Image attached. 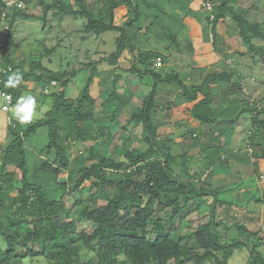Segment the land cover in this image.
<instances>
[{
	"label": "trees",
	"instance_id": "obj_1",
	"mask_svg": "<svg viewBox=\"0 0 264 264\" xmlns=\"http://www.w3.org/2000/svg\"><path fill=\"white\" fill-rule=\"evenodd\" d=\"M9 1L0 0V26L4 23L9 26L8 34L3 36V67L12 68L0 75L2 91L11 95V104H16L25 83L30 80L46 85L56 82L60 91L50 94L54 105L44 118L26 126L13 123L9 128L13 140L0 165V237L7 245L5 250H0V264H18L28 258H42L49 264H229L235 254L244 249L248 257L246 264H264V253L260 250L264 245V230H250L234 216L233 223L227 221L222 210H231L237 203L220 199L223 189H212L209 183L201 181L200 175L194 178L187 173L186 167L180 164L185 156L173 154L170 138L160 133L153 116L159 87L175 85L182 89L184 98L194 104L192 117L202 126L215 129L204 134L211 136L212 142L202 154L203 170L224 162L221 136L217 132L234 127L244 115L250 116L252 124L244 140L248 150L253 151L250 158L257 150L264 153V101L262 105L261 101H251L243 76L226 71L208 74L198 83L189 85L181 79L179 70L164 71L174 56L183 58L189 54L193 59L195 48L184 37L185 26L174 32L166 25V18L174 23L179 20L168 15L161 0H94L93 4L90 0H41L39 12L33 11L37 0H23L22 6L12 7H8ZM240 1L212 0V16L207 20L214 30L217 23L230 19L239 27L246 54L262 55L264 48L254 41H264V23L249 20L253 7L243 9ZM123 6L128 9L127 19L118 25L116 12ZM50 12L60 22L66 18L86 19L80 32L88 37L116 33V50L97 61L83 63L82 68L72 72L52 70L31 55L30 67L26 70L25 60L19 62L16 58L19 49L14 36L16 23L20 20L48 22ZM143 23L147 24L149 32L155 24L162 28L164 36L158 37L171 43L168 54L142 49ZM44 47L45 53L40 55L50 56L53 50ZM173 50L176 54L171 53ZM102 64H108L113 70L101 72ZM86 70L90 71L87 83L80 98L71 103L67 90L79 72ZM13 73L22 79L16 88H6L4 82ZM102 74L110 75L109 89L101 92L102 107L116 102L112 123L117 121L124 105L119 83L135 77L141 79L144 75L150 76L153 82L141 106L133 110L122 126L121 143L113 152H109L108 146L114 141V134L109 127L97 123V101L92 95V86ZM216 82L228 83L236 97L215 95L220 92L211 86ZM226 99L227 110L219 113L215 107L224 105ZM130 125L134 129L141 128L137 145L134 135L128 131ZM42 128L49 130V142L42 154L53 153L54 158L36 169L54 181L53 192L46 190L41 182L32 181L28 168L26 140ZM190 135L198 144L202 143L201 137ZM76 143L91 147L87 154L81 151L70 161L64 154ZM179 167L181 174L177 172ZM17 171L22 174L21 180L17 179ZM63 173L67 174V181L59 182ZM88 182L90 186L86 187ZM109 186L117 187L116 196L109 195L106 190ZM95 189L105 204L79 209L77 221L64 199L72 196L79 205L84 192ZM208 198H213L209 204L210 215L203 217L191 233L182 234L186 211L194 203L199 206L206 203ZM248 202L260 206L264 204V194L261 197L250 195ZM156 205L171 211L167 222L154 219ZM161 222L165 233L160 229ZM80 223L93 225V231L89 233L80 228ZM234 227L238 228L237 237L229 235ZM241 235H247L248 239L240 238ZM85 249L96 254L88 259Z\"/></svg>",
	"mask_w": 264,
	"mask_h": 264
},
{
	"label": "rangeland",
	"instance_id": "obj_2",
	"mask_svg": "<svg viewBox=\"0 0 264 264\" xmlns=\"http://www.w3.org/2000/svg\"><path fill=\"white\" fill-rule=\"evenodd\" d=\"M163 1V0H161ZM41 0H37L33 4V11L39 12V5ZM93 4L94 0H90ZM239 6L244 8L253 7L248 18L252 22H261L264 23V0H241ZM127 8H123L117 12V24L122 25L124 20L127 18V14L124 15L121 19V15L125 14ZM49 21L43 22L38 20H20L16 23L15 26V40L19 44L18 51L20 53V58L18 61L25 60L24 68L29 70L30 67V58L33 55L37 61H41L45 66L51 68L55 71H68L72 72L83 67V63H89L91 61H97L104 55H109L116 50V38L117 34L114 32H107L100 37L96 36H87L82 34L80 31L86 23V19L78 18H66L64 21L60 22L59 20L54 19L52 13H49ZM123 20V21H122ZM147 24L143 23V33L145 38H142L140 46L144 50L159 51L164 54H168L167 48L171 44L167 42L164 38H159L158 35H163L162 28L155 24L152 26V30L149 32L146 27ZM1 28V26H0ZM185 33V32H184ZM187 36H185L186 38ZM149 39V40H148ZM254 43L258 47L264 48V41L256 39ZM52 49L53 53L50 56L40 55L45 53V47ZM17 49V48H16ZM17 52V50H16ZM175 53V50L173 52ZM176 54V53H175ZM186 60H191L192 58L188 56L184 57ZM144 60H141L143 63ZM184 63V62H183ZM156 65L160 67L159 62H156ZM181 61H177L175 64L171 63L165 67L164 71L179 70L178 67L181 66ZM221 69L230 72H239L244 78L246 83L247 95L251 101H261L260 104H263L264 99V54L256 55L249 53L246 57L236 60V63L229 67L222 62ZM101 72L113 70V67L108 64H102L99 66ZM118 72V71H116ZM115 72V73H116ZM90 76V71H81L79 74L72 80L71 85L67 90L68 100L72 103L80 98L81 91L85 87L87 80ZM110 75L102 74V77L96 79L95 84L92 86V95L97 101L96 108V121L101 126L109 127L114 134V141L109 144V152H113L115 146L121 143V135L124 133L122 131V126L125 125L128 121V118L131 116L133 110L137 107H140L144 99V95L148 94L152 87V79L150 76L144 75L143 78H130L128 82L119 83L120 91L123 95L124 105L121 110V113L115 123L111 122V117L116 108V102L102 107L103 99L101 98V92L109 89L110 87ZM36 86L39 87L36 92L31 89L28 90L27 87ZM167 86L165 85H161ZM49 88V93H45L44 90ZM160 88V87H159ZM216 88V87H215ZM59 85L43 84L35 81H27L25 83V88L23 89L22 95H33L36 97L38 102V111L42 108L43 113L33 119L31 123H34L42 118H44L49 112L53 105L54 99L50 94L53 92H59ZM218 92V91H217ZM215 92V95H218L219 92ZM220 94L224 96V91H220ZM236 97V96H235ZM234 97V98H235ZM243 97L242 95L239 98ZM242 99V98H241ZM228 103L220 104L215 107L219 113L223 110H227L226 106ZM242 104V103H241ZM246 104V103H245ZM4 105L9 106V111H5L3 108ZM15 104L9 103L4 97L0 96V165L2 159L4 158L5 150L9 143L13 140V137L9 134V128L14 123H19L12 115V108ZM243 105V104H242ZM222 111V112H223ZM249 115H244L242 119L237 124V138H233V143L237 146L246 149L247 144L244 136V133L248 130H251V120ZM30 124V123H29ZM27 125V124H26ZM23 125V126H26ZM128 131H131L135 138V145L138 144V140L141 133V128L134 129L132 125L128 127ZM126 134V133H125ZM248 135V133L246 134ZM222 141V139H221ZM237 141V143H236ZM49 142V130L48 128H42L38 132L29 137L25 143V150L28 159V168L30 170V179L32 181L41 182L46 190L53 192L54 184L53 180L48 179L44 174H41L37 169L36 165L38 161H42L44 164L47 160H53L54 154L52 153L49 156L42 154ZM172 143V142H171ZM91 147L90 144L76 143L69 152H65L66 159L73 161L77 155L82 151L85 154L88 153V149ZM249 151V150H248ZM250 152V151H249ZM257 152L262 153L261 150ZM260 156V155H259ZM40 164V165H42ZM10 170H14L13 167H10ZM109 173V171H108ZM22 174L17 171V179L21 180ZM67 174L63 173L59 176V182H66ZM261 181V180H260ZM210 183V182H209ZM264 184V182H262ZM262 184V185H263ZM86 187L90 186V183L85 184ZM264 186V185H263ZM111 197H114L118 193L117 187L109 186L106 189ZM102 193V189L99 190ZM97 190H86L82 196V201L78 205L76 203V198L66 197L64 202L66 206L72 209L73 218L79 221L77 217V212L79 209H82L86 206L94 207L100 204H105L101 195L96 194ZM264 194V191L262 192ZM213 198H211V201ZM202 205L194 203L186 211L184 218L182 219L181 224V233L188 234L191 233L196 227L201 223L203 217H207L209 214V204L208 202L201 203ZM249 208L251 211H240L236 212L234 209L227 210L224 209L222 212L227 217L229 223H233L232 216L236 217V220L241 224H246L250 230H255L256 228H261L264 230V205L258 206L255 203H249ZM260 211V212H259ZM154 219H159V221L167 222L171 217V211L166 209L163 206L156 205L155 207ZM259 212V213H258ZM210 215V214H209ZM238 227V226H237ZM234 227L232 234L229 235L232 237H237L238 228ZM80 228H85L87 232L93 231V225H86L80 223ZM160 229L165 233L164 223L160 224ZM242 239L247 240V235L239 236ZM238 237V238H239ZM254 244H256L254 242ZM6 242L2 237H0V250L6 249ZM260 250L264 253V245L261 246ZM86 258H90L96 254L95 251L86 250L84 251ZM247 251L246 249L238 251L235 256L231 259L229 264H246L247 262ZM18 264H49L42 258L35 259H25L23 261H18ZM207 264H216L215 262H210Z\"/></svg>",
	"mask_w": 264,
	"mask_h": 264
},
{
	"label": "crops",
	"instance_id": "obj_3",
	"mask_svg": "<svg viewBox=\"0 0 264 264\" xmlns=\"http://www.w3.org/2000/svg\"><path fill=\"white\" fill-rule=\"evenodd\" d=\"M162 2L168 15L175 16L179 20V22L174 23L166 18V25L174 32H178L182 26H185L184 37L187 36L186 38L193 43L195 48L192 60L181 58L182 56H174L171 59V63L174 64L181 61L182 65L178 69L181 79L186 84H196L208 74L226 72L221 69L222 62L232 67L236 60L247 56V48L239 36L238 25L227 19L217 23L213 30L212 24L207 20L212 16V11L204 9L201 0H163ZM123 8L124 6L120 7L117 12ZM117 12L116 21H118ZM126 14H128V9L125 14L120 16L121 19ZM20 57L17 50L16 58L19 59ZM200 72H204L202 77L199 76ZM211 86L216 87L215 89H219V91H224V95L227 94L232 97L231 99H234L235 91L231 90L228 83L216 82ZM27 88L34 92L39 89L36 86ZM156 103L157 108L153 113L155 123L160 129V133L170 138L173 154L185 156L180 164L186 167L187 173L194 178L200 175L201 181L210 182L209 185L212 189H223L219 197L227 202L237 203L232 208L234 211H251L247 208L248 197L250 195L261 197L264 191V184L260 181V177L264 175V153L257 152L255 156L250 158L248 145L244 149L233 143V138L238 137L235 134L239 122L227 131L222 129L217 132V135H220L222 139L221 147L224 149V162H218L213 168L203 170L202 154L207 147L206 145L212 142L211 136L204 134L215 132V129L202 126L198 120L192 117L190 112L194 104L188 102L183 96L182 89L175 85L160 86L156 95ZM249 131L245 132L244 136L247 137L246 134ZM190 134H194V137H201L202 143L198 144L190 137ZM41 162H37L36 168L42 164ZM181 171V167L177 168L179 174ZM202 184L200 183V185ZM204 186L206 187V185ZM206 202L210 204L211 198H208Z\"/></svg>",
	"mask_w": 264,
	"mask_h": 264
},
{
	"label": "clouds",
	"instance_id": "obj_4",
	"mask_svg": "<svg viewBox=\"0 0 264 264\" xmlns=\"http://www.w3.org/2000/svg\"><path fill=\"white\" fill-rule=\"evenodd\" d=\"M22 77L19 74L13 73L8 76L7 80L4 82V86L6 88H16ZM38 102L36 97L33 95H22L18 98L16 104L12 108L13 117L19 122L21 125L29 124L33 121V119L39 115H42L43 109L41 108L39 111ZM118 259L123 260V257H118Z\"/></svg>",
	"mask_w": 264,
	"mask_h": 264
},
{
	"label": "built area",
	"instance_id": "obj_5",
	"mask_svg": "<svg viewBox=\"0 0 264 264\" xmlns=\"http://www.w3.org/2000/svg\"><path fill=\"white\" fill-rule=\"evenodd\" d=\"M23 3H24L23 0H11L7 4H8V7H12L14 5H16V6H22ZM203 8L212 11V9H213V2H212V0H203ZM5 17H6V13L3 15V19H5ZM0 31L2 32V35L0 36V41H1L0 42V75H1L3 73H6V71H11L12 68L11 67H8L7 69H5L3 67V65H4V58H3V52H4L3 42H4V40H3V36L7 35L8 32H9V26H8V24H5L4 23L3 26L0 28ZM56 84H57L56 82H53L51 85H56ZM44 92L45 93H49V88H46L44 90ZM0 96L4 97L9 103L12 102L11 95H8V94H6V93H4L2 91V89H1V81H0ZM3 109L5 111H8L9 110V106L5 105L3 107ZM250 153H253V151H250ZM260 180L262 182H264V175H262L260 177Z\"/></svg>",
	"mask_w": 264,
	"mask_h": 264
}]
</instances>
